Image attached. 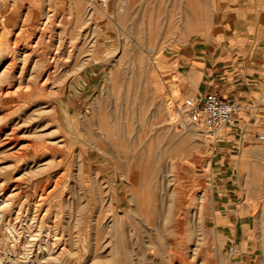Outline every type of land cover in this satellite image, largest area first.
Here are the masks:
<instances>
[{
    "label": "rangeland",
    "instance_id": "1",
    "mask_svg": "<svg viewBox=\"0 0 264 264\" xmlns=\"http://www.w3.org/2000/svg\"><path fill=\"white\" fill-rule=\"evenodd\" d=\"M232 37L264 0H0V264H264L260 132L173 122Z\"/></svg>",
    "mask_w": 264,
    "mask_h": 264
},
{
    "label": "crops",
    "instance_id": "2",
    "mask_svg": "<svg viewBox=\"0 0 264 264\" xmlns=\"http://www.w3.org/2000/svg\"><path fill=\"white\" fill-rule=\"evenodd\" d=\"M247 42L232 37L226 51L189 55L191 72L199 77L197 94L216 89L222 96L237 98L246 103L229 127L230 135L243 137L264 130V63L247 54Z\"/></svg>",
    "mask_w": 264,
    "mask_h": 264
},
{
    "label": "built area",
    "instance_id": "3",
    "mask_svg": "<svg viewBox=\"0 0 264 264\" xmlns=\"http://www.w3.org/2000/svg\"><path fill=\"white\" fill-rule=\"evenodd\" d=\"M98 1L103 5L109 2ZM245 107L242 100L222 96L216 89H210L204 94L185 95L181 101H174L173 122L180 130L202 127L215 144H220L228 138L229 127ZM258 137L264 141V132L258 133Z\"/></svg>",
    "mask_w": 264,
    "mask_h": 264
},
{
    "label": "bare ground",
    "instance_id": "4",
    "mask_svg": "<svg viewBox=\"0 0 264 264\" xmlns=\"http://www.w3.org/2000/svg\"><path fill=\"white\" fill-rule=\"evenodd\" d=\"M23 41V40H22ZM16 42V41H15ZM21 44V43H20ZM33 45V44H32ZM39 50V49H38ZM7 57V56H6ZM11 58V57H10ZM53 60V59H52ZM52 67V66H51ZM45 71V70H44ZM46 81V80H45ZM11 85V84H10ZM190 132V134H193V135H199L200 133L198 132V129L195 127V128H192V129H189L188 130ZM7 139V138H6ZM49 250V248H48ZM48 252H51L50 250ZM51 254V253H50Z\"/></svg>",
    "mask_w": 264,
    "mask_h": 264
}]
</instances>
